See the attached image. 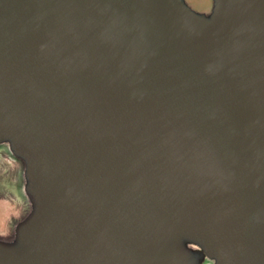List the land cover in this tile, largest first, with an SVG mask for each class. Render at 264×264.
<instances>
[{
  "label": "water",
  "instance_id": "1",
  "mask_svg": "<svg viewBox=\"0 0 264 264\" xmlns=\"http://www.w3.org/2000/svg\"><path fill=\"white\" fill-rule=\"evenodd\" d=\"M0 161V264H264V0H0Z\"/></svg>",
  "mask_w": 264,
  "mask_h": 264
},
{
  "label": "rangeland",
  "instance_id": "2",
  "mask_svg": "<svg viewBox=\"0 0 264 264\" xmlns=\"http://www.w3.org/2000/svg\"><path fill=\"white\" fill-rule=\"evenodd\" d=\"M3 172H6V173L8 172V174H9V168L6 167L5 164L3 165L0 161V196L2 197L0 199L2 200V199L6 198V199L11 200V197L9 196L8 191H7L8 190V184H6L5 182L2 183L3 182L2 177H4ZM0 209H2V210L5 209V211H6V208L5 207L3 208V206H1V202H0ZM9 210H11V209H9Z\"/></svg>",
  "mask_w": 264,
  "mask_h": 264
}]
</instances>
